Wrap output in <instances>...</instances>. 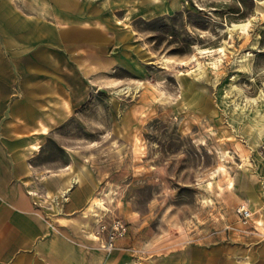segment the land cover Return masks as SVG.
I'll return each instance as SVG.
<instances>
[{"label": "rangeland", "instance_id": "1", "mask_svg": "<svg viewBox=\"0 0 264 264\" xmlns=\"http://www.w3.org/2000/svg\"><path fill=\"white\" fill-rule=\"evenodd\" d=\"M7 1L59 35L60 23L76 18L92 21L73 22L78 29L96 27L109 38L101 46L48 43L19 30V41L31 45L19 54L0 30V177L41 194L35 211L72 243L78 263L92 264L100 252L107 264H264V0H111L109 8L77 0L98 7L96 14L61 9L55 0ZM150 2L161 10L145 13ZM233 23L248 25L230 31ZM39 49L61 81L25 65L20 73L19 57L27 61ZM25 80L38 114L50 111L42 88L54 86L69 101L71 114L49 132L36 133L14 109L31 95ZM79 86L89 88L85 100ZM29 135L41 147L21 161L15 149ZM68 171L82 182L68 200L59 197L63 212L51 215ZM89 191L107 210L87 209ZM242 202L253 211L247 224ZM114 220L127 230L113 248L101 247L87 231L106 242Z\"/></svg>", "mask_w": 264, "mask_h": 264}, {"label": "crops", "instance_id": "2", "mask_svg": "<svg viewBox=\"0 0 264 264\" xmlns=\"http://www.w3.org/2000/svg\"><path fill=\"white\" fill-rule=\"evenodd\" d=\"M55 1L62 7L61 9H66L73 13L86 12L88 14H96L100 12L98 7L96 8L92 7L90 4L80 3L77 0ZM101 1L106 8H109L110 5L113 6L111 0ZM150 3H152L153 7L145 9V13H148V11L157 12L161 10L160 7L156 8L157 5L155 2ZM46 6L47 5H43L41 7L39 11L40 14H45V10L47 9ZM166 12L167 10L165 9L162 13ZM76 21L82 23V25L92 24V21L88 19L76 20V18H67L64 22L60 23L61 27H63V31L61 35H59L54 28L46 26L40 21L23 19L14 12L7 0H0V30L3 32L6 45L15 53L21 54L31 48L30 44L19 41V38H22L23 34L19 32V30L31 31L48 43L61 42L63 40H77L80 42L91 41L101 46L104 42L109 40L108 36L101 33L96 27L92 29H78V27L73 24V22L76 23ZM10 28H12V32ZM15 33L18 34V36ZM122 38L126 39V37ZM129 56L130 54L128 52H124L122 59L126 61ZM18 61V69L23 75L25 65L30 68L33 74L40 72L42 74L52 75L60 81L62 80L61 77L54 74L52 69L54 67H52L53 65L47 57V51L45 49L35 51L27 61H23L22 57H19ZM92 69H97V66L87 67L84 69V73H88ZM5 75V72L0 69V77L1 79L3 78L4 81H6L4 78ZM1 83L2 81L0 84ZM2 86L5 88L6 84H2ZM21 86L28 89V93L31 95L27 94L25 104H16L14 109L25 115L28 121L37 125V130H35L36 133L49 132V129L55 122H60L71 114L72 109L70 108L69 101L56 95V87L52 86L53 88L51 90L42 88V91L45 93L43 95L45 98L44 103H47V110L49 109L50 111H44L42 114H38L34 106L39 102L36 100V92L32 89L33 87L30 85V82L26 80L21 81ZM78 89L80 91L78 97L84 98L85 100L89 94V88L86 86L83 88L81 86L80 88L79 86ZM72 92L73 91L69 90V95ZM72 94L75 98L77 97L76 93ZM41 103L42 102H40V104ZM62 106L65 107V109H62ZM52 110L56 112L53 113ZM22 142L23 144L15 149L21 161H26L31 153L39 150L41 147L37 135H29L25 137ZM27 166L28 171H30V165L27 164ZM51 170L52 169H47L48 175L57 173ZM76 182H82L81 173L71 174V172L68 171V176L64 179L63 184L58 187L55 198H52L54 212H52L51 215L63 212L61 203L58 199L61 197L63 200H68L72 194V189L76 186ZM28 192L24 187L10 186L8 179L0 177V245L3 247L2 251H0V264H80L75 254L72 252V243L62 238L60 235H57L51 221L35 211L33 200L35 203L41 201V194L34 189H29ZM85 199L87 203L89 202V207L87 209L92 212H95V208L100 206L98 202H96V199H92V193H90V191L85 195ZM100 204L104 205L103 203ZM100 207L107 210L106 206ZM76 224L81 227L79 220H77ZM87 226L89 227V224H87L86 227ZM94 241L98 242L96 240ZM262 250H264V246L261 247V251ZM3 255L4 257H2ZM91 260L92 264H107L108 255L100 252L94 253L91 256Z\"/></svg>", "mask_w": 264, "mask_h": 264}, {"label": "built area", "instance_id": "3", "mask_svg": "<svg viewBox=\"0 0 264 264\" xmlns=\"http://www.w3.org/2000/svg\"><path fill=\"white\" fill-rule=\"evenodd\" d=\"M252 216H253V211L247 205H242L239 208V217L242 223L247 224L251 220ZM126 230H127V226L121 220L113 221L111 235L109 239H107L105 242L109 245L110 249L114 247L115 238L117 237V235L124 234ZM107 249H109L108 246Z\"/></svg>", "mask_w": 264, "mask_h": 264}, {"label": "bare ground", "instance_id": "4", "mask_svg": "<svg viewBox=\"0 0 264 264\" xmlns=\"http://www.w3.org/2000/svg\"><path fill=\"white\" fill-rule=\"evenodd\" d=\"M246 25H248V23H243V24H238V23H233L232 24V27L230 28V31L232 30V29H239L240 27H242V26H246ZM221 49V51H223V48H220ZM128 86H125V87H123V88H121L122 90H124L125 88H127ZM119 93V92H118ZM69 195V194H68ZM68 197V196H67ZM66 200V199H65ZM242 205H247L248 207H250L247 203H245V202H242ZM102 217H103V215H101L100 217H98V218H96L95 219V221L96 222H100L101 220H102ZM260 220H258L259 221V223L261 224V225H264V212L263 213H261V216H260ZM88 230V229H87ZM88 233H89V236L92 238V239H94V240H96V241H98L99 243H100V246L101 247H107L108 246V248L110 249V247H109V245L107 244V243H105V242H103V241H101V238L96 234V233H94L91 229L89 230V231H87Z\"/></svg>", "mask_w": 264, "mask_h": 264}]
</instances>
